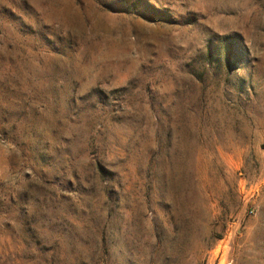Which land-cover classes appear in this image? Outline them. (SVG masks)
I'll use <instances>...</instances> for the list:
<instances>
[{
	"label": "rangeland",
	"instance_id": "1",
	"mask_svg": "<svg viewBox=\"0 0 264 264\" xmlns=\"http://www.w3.org/2000/svg\"><path fill=\"white\" fill-rule=\"evenodd\" d=\"M0 264H264V0H0Z\"/></svg>",
	"mask_w": 264,
	"mask_h": 264
}]
</instances>
